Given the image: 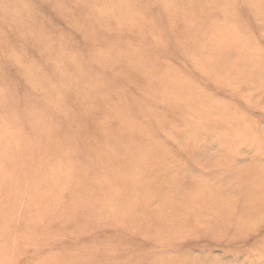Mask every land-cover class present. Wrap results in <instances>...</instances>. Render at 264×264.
Here are the masks:
<instances>
[{
    "label": "rangeland",
    "instance_id": "rangeland-1",
    "mask_svg": "<svg viewBox=\"0 0 264 264\" xmlns=\"http://www.w3.org/2000/svg\"><path fill=\"white\" fill-rule=\"evenodd\" d=\"M0 264H264V0H0Z\"/></svg>",
    "mask_w": 264,
    "mask_h": 264
}]
</instances>
